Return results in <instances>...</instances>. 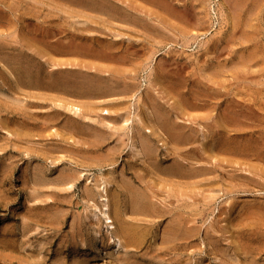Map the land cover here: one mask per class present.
Returning a JSON list of instances; mask_svg holds the SVG:
<instances>
[{
  "label": "bare ground",
  "instance_id": "6f19581e",
  "mask_svg": "<svg viewBox=\"0 0 264 264\" xmlns=\"http://www.w3.org/2000/svg\"><path fill=\"white\" fill-rule=\"evenodd\" d=\"M25 1H27V0H25ZM62 1L63 2L65 1L64 3L68 4L66 6H70L71 10L67 9L66 11H68V13L70 14V15L68 14L67 16L72 17V19L74 18V16H81L80 14L76 15L77 14L76 12H78L81 8L86 14L84 17L82 16V19L83 18L84 19L83 20L81 19L82 20L81 22L83 24L85 23L86 25L77 26L78 23H80L78 19L77 20L73 19L72 22L55 21L52 23L49 21H45L46 18L44 19V22L40 23L39 26L33 25L34 26L33 29L28 24V26L30 27L29 28L30 30H28L27 29L28 27L26 28L25 24H24L25 29L28 30L29 33L31 32L29 34L30 38L28 37L30 39V41L33 39L35 43L37 42L36 45H35V43L33 45H29V48L32 49L31 47H34V49L36 50L34 52L35 53L37 52V54H33V53L30 54V52L28 53V52L20 51L19 53L17 52V54H15V52H13V55H12V54H10L12 51H9L10 55L6 53L3 55V57L0 56L1 59L2 58L4 59V61L2 60L4 67L3 66L2 67H3V70H6L7 74L9 72L11 73L12 82H14L16 84L17 88H20L21 91H22V89L24 90L27 88H33V89L38 90V94H39V92H41V91H39L40 89L49 91V92H47V95L49 93H51L49 95H52L54 93H57L56 95H58L60 93V95H62V97H58V98L55 97L56 99H54V100H56L57 105H60L61 107L65 108L66 110H68V108H70L71 111L72 110L74 111V114H76V116H71V115L65 116L66 113L63 114L59 111V112H57L58 119L61 117L62 124L65 126L64 128H66V129L69 128L73 132H78L80 134H83L85 137H87V140H91L93 145L97 144V146H98L104 142H107L109 140V138H111V136L113 137V135L116 133L118 136L117 140L118 141L120 140L121 143H123L122 144L123 147L127 146L128 142L126 144H124L126 141V138H127V140L131 141L129 147L132 150L134 148L135 149H134V152L132 153L134 155L131 156L132 160H130L128 162V167H129V169L132 170L131 172L134 175L131 174L132 177H128L126 175H123L121 177V182L119 179V182H120L119 189L116 190V192L114 193V197L118 198V201L114 200L115 201L114 202L115 207L113 206L114 203H113V205L111 204L114 207V210H111V211L115 212L114 215H116V218H117L116 221L118 220L117 221L118 227H116L117 225L116 226H110V225H112L113 222L111 221L112 216H110L109 211H110V208L113 209V207L112 206L109 207L110 204H108V203H110V202L108 201L109 198L107 199V197H106V193H104V194H99L98 192L96 193L95 189H97V188H95V189L86 188V194L84 193L85 196L87 195L89 198H91L93 200L95 199V197L98 194H99V197L101 198L102 211L100 212L101 213L100 216L97 217V215L94 213L90 217L92 219L95 217L99 220H100V218H102V220L106 223L105 228L107 229L108 234L106 233L107 235L106 234L100 235L99 237L102 236L101 242L103 243V245H105L106 248H109L110 247L109 244L113 243V248L116 249V251H115L116 252L115 253L116 254L115 263L120 264L122 262L124 264H150L149 263L150 261H155L158 264H160V262H162V260H164V256L169 255V253L166 254L167 249L170 253L173 252L177 255L181 254V253L186 254L187 251L188 250L191 251V249H194V251H195L197 246H199L195 241V239L197 237L198 229H199L197 227V224H196L197 216L199 215L201 217H204L206 220L209 216H211L216 211V209H218L217 210L218 211L217 212L218 213V219L220 218L219 220L227 221V224L228 223L229 224H228L226 229L224 227V228H222L224 230L217 231V229H215V227H217V226H214L215 223L218 224L216 221L217 219L212 218L213 217L212 216L211 219H213L214 221L211 222V220H210L211 223H208L207 226L205 225V228H204L205 230L202 228V230H203L202 233L205 232L204 234L209 239L208 241H210V243H211V244L210 243H207V244L211 245V248L208 249L207 246H205L204 248L199 247L200 252L203 253V255H204L201 257V262H202V259H204L206 257L207 258L210 257V260H211V258L214 257L213 258L215 260L214 264H264V194L256 193V192L260 193L261 191H259V190L251 191L252 187H249L251 189H248V190H250L251 193H253L251 195L252 198L244 200L241 202V208H240L241 210H238V211L235 210L237 214L234 215L233 213L228 211L227 213H229V215L226 218H223L222 215L226 214V212H225L226 209L223 208L222 206H221L222 208L219 206L218 207H216V206L212 207L214 205L213 204L214 192H216L214 189H212L213 184L218 182L217 185L216 184L214 185V187L217 186L216 187L217 189L215 188L217 190V192L222 191L224 195L228 196L229 194H231L235 191L234 186H236L235 185L236 181H235V183H233L234 186H232L234 191H232V187H230L228 189V186H227V189H224L222 187V185L220 186L219 182L223 178L221 176L215 175V172L217 171L218 168L216 165L212 164L214 162L213 158H212L213 162H210V160H209L210 157H214L211 154L214 151H215V153L217 152L216 153L217 155L224 153L225 157L224 156H222V157L226 158L225 160H228L231 165H233L231 162L234 158V157H232V155L233 156H241V157H238V159L241 158V159H244V161H247V163L249 162V164L246 163L248 168L244 167L245 165L244 166L241 165V166L244 168H247V172H249L251 175L250 176L249 175L244 176V175H241L239 172L240 175L235 174V176L236 177L238 176L240 180H242V178L244 179V181H245V179L251 180L252 183H255L254 184L255 187L264 188V0H224L225 6H227L226 7V18H227L226 20H227V24H228V33H227V35H224V34L221 35V37L217 36L219 38L216 37V35H217L216 33H215L216 35L212 34L213 36H215V38H213V39H211V37L210 38L208 37V39H207L206 37L208 36L209 29L213 26V24H212L213 23V17L216 16V12H215L216 8H214L216 0H61V2ZM34 3H36V0L34 1ZM11 4L13 7L17 5L14 3H11ZM29 4H30V1H29ZM51 4L52 3H50L49 6ZM9 5H10V3H9ZM32 5H33V3H32ZM61 5H63V3H61ZM66 6H65V8H66ZM5 7H7V6H5ZM24 7H26V6H24ZM57 7L58 6H56L55 8L56 9L60 8V7H58V8ZM7 8L11 9V7H7ZM18 8H20V7H18ZM27 8H26L27 11H24V12L29 11L28 9L30 7L28 9ZM32 9H34V8H32ZM49 9H50V7H49ZM64 9H63V7L61 8L62 11ZM219 9L221 10V8H219ZM220 10H217V11L220 12ZM2 11H4L6 14L5 10L2 9ZM14 11H16V10L14 9ZM34 11L36 12V9ZM50 11H51V9H50ZM62 11L60 13H62ZM30 12H32V10H30ZM42 12L46 13V11H42ZM80 12H82V11H80ZM38 13H39V11H38ZM53 13H54V11H53ZM21 14L25 15V13H21ZM66 14H67V12H66ZM1 15H0V23L1 22L3 23L4 19H2V18L4 17V15L3 16H1ZM30 15H31V13H30ZM6 16H8L9 18L12 19V17H10L9 15H6ZM42 16L43 15H41V17ZM53 16L54 15L52 14V17ZM63 16H65V13L63 14ZM19 17L21 18V16H19ZM30 17H32V16H30ZM34 17H36V16H34ZM47 18L49 19V16ZM65 18H66V16H65ZM15 19H17V18H15ZM22 19H24V18L22 17ZM6 20H7V18H6ZM9 21L7 23H9ZM52 21H54V19ZM13 22H15V21H13ZM13 22L11 20L12 26L14 24ZM24 22L27 23V21H25V19H24ZM8 25L6 24V26H8ZM11 25H9V26H11ZM36 25H37V23H36ZM112 25H114V26L116 25V28H114V29L117 31L114 30L115 32L112 33V35H110V31L113 30ZM19 26H21V24ZM10 28L8 29L9 32H10ZM13 28H11V30H13ZM25 29L21 28L20 30H24L23 32H26V34H28L27 31H25ZM200 30H203V32L200 33ZM205 30H207V31H205ZM225 31H226V29H225ZM1 32L3 33V31H0V33ZM13 32L14 31L10 32L11 37L9 34H8L7 38L2 39V37L3 36L5 37V35H3L1 37L2 41L0 40V51H2L1 49L11 48L14 46L12 43H13V41H17V39H15V37L13 38V36H14V35H12ZM23 32L21 31L22 35H23ZM219 32H222V31H219ZM223 33H225V32H223ZM119 35H120V39L119 38L116 39V37ZM123 35L126 37H122ZM201 36L206 38V39H204V41L200 40V43L197 44L200 47L199 53L196 54L197 56L195 55L193 57V55L191 54L193 57V58H191V55H189L190 54V52H189V54H188L189 56L184 57L183 56L184 52L182 51L183 49L181 51L179 50V48L176 49L177 47L184 48V49L185 48L193 49L194 45L198 41V38ZM26 37L27 36H25V38ZM108 37H110V40L111 39L112 40L108 41ZM113 38H115V39H113ZM230 38L237 40L238 43H240V49L238 48L239 52H238L237 48H236L237 51L235 53H233L235 51L234 49L232 52L233 55H238L237 56L238 61L235 59V61H231V63L232 62H233V64L236 63L234 66L237 65L239 67V65H238V62H239L240 63L239 68L243 70V71H241V74L243 73L245 75L244 76L245 79H248L249 78L248 75L252 74L254 76V77L253 76L252 77L255 79L250 78L249 80L252 82H256L255 84H256V86H258V93H257L258 94L257 97L259 100L257 103L258 113H256V111H254L257 114V116L255 118L256 120L254 119V121L257 123L256 124L257 131L255 132L256 135H254V136L250 135V134H249L250 136H242V133H244V132L241 131L243 129H242V126H240L242 124V121L240 120L239 117H241V116L239 114V111L235 110L237 108H232V106L231 107H228V106L225 107L223 105V108H222L223 110H221L222 111L221 115L218 119L215 120V123L211 124V125L209 123L210 121L208 122L209 124L207 123V120L213 119L212 113H211L212 111L210 110L212 105L209 106V103H208L209 98L207 100H204V99H202L201 96H203V97L207 96L208 97V95L210 94L208 92L211 89H213V91L216 92V94H218L217 90H220V87H218L219 89L215 88L216 89V91H215L214 88H212V86L214 84L213 85L211 84V80L214 79V77L216 78L217 74L219 76L220 71L222 73V71H225V70L230 71L231 70L230 71L231 74H233V75L235 74V72H233L234 70H232L233 68L230 70H228V69L224 70L223 67L226 68V66H227V68H228V64H226L224 66L225 63L222 64V61L219 60V57L222 54V51H224V49L227 50L226 48L229 47L228 46L229 41L232 42V39H230ZM18 41H17V43H18ZM28 42H29V40H28ZM167 43H169V44H167ZM234 43H236V42H234ZM26 45H27V43H26ZM164 45L165 46L166 45L177 46V47L176 48H174V47L170 48L169 47L168 50L166 49L164 51V52H166V53H164L165 55L159 56L157 61L155 59L156 62L154 64V67L151 68L150 64L152 63L154 56L156 54H158V52L161 48H165ZM232 45H234V44H232ZM234 47H235V45H234ZM14 49H16V48H14ZM6 51H7V49H6ZM6 51H4V52H6ZM182 52H183V54H182ZM53 53H55V54L58 53L61 55L67 54L68 56L73 55V56H75L74 58H76V56L77 57L79 56V57H81V59H83V58L88 59V57H89L88 61L91 58L93 60V62L87 63V60L86 61L84 60L85 62L84 61L82 62L79 60L76 61V60H73L72 58H71L72 60H70V59H68L70 57H68L67 59L64 58L65 60L63 58H62L63 60H61V59L57 60L56 63H55V59H53V58H51L52 60L51 59L46 60L47 59L46 57L50 58L52 55H54ZM227 53H228V51H227ZM230 53H228V54H230ZM79 57L77 59H79ZM94 60L107 62V64L105 65V63H101L102 65H99V63H98L99 61H97V63H98V65H97L96 63H94ZM112 61L113 62L116 61L114 63L118 62L117 65L114 64L115 68L112 67L113 65L111 66V68H109L110 67L109 65L112 63ZM0 62H1V60H0ZM125 62H127L129 64L130 68L127 66V64H125L123 66L118 65V64L122 65ZM81 63H86V64H85V66H83ZM233 64H232V66H233ZM76 65H77V68H74V67H76ZM54 66L56 68H54ZM81 67H83V68L85 67V70ZM149 67H150L151 72H149L148 74H149V76H153V77L150 80H148L149 82L148 81H146V82L150 83L149 85L152 86L153 88L158 86V87H160V89L162 88L161 90L164 89V91L163 92L161 91V93H165L164 96L166 98L167 97L170 98V100L172 98V102H170V100H168V101L163 100V99H165L164 96H163L164 98L161 100L163 102H161L158 99H160L162 97V95H159L160 98H158V96H156V94L153 93L154 91L152 92V90H150V88H148V86H147V88L144 89L145 92L140 90V87L142 84L138 80L139 74H141V72H144V71L148 72L147 69H149ZM231 67H229V68H231ZM102 68H104L103 69L104 71L101 72ZM188 68H190V70ZM238 69H236V70H238ZM0 70H2V69H0ZM103 72L104 73L106 72L108 74L102 75L101 73H103ZM2 73H3L2 75L5 74L4 72H2ZM223 73H225V72H223ZM237 73H239V72H237ZM253 73H256L257 76L255 77V74H253ZM195 76L197 77V80H195V82L200 83L201 85L203 84L202 87L204 86L203 88L201 86H199L198 89L201 88L203 90H201V89L196 90V88L195 89L193 88V86H195V85H193V86L188 85L190 83H187V82L191 81ZM236 76L237 75H235V77ZM238 76L236 78H238ZM0 77H2V76H0ZM4 78H5V76H4ZM149 78L147 76V79H149ZM5 80H7V78ZM214 81H215V79H214ZM2 82H5V81L3 80ZM12 82H10V83H12ZM222 82L224 83L225 80L221 81V83ZM208 83H210L212 86L211 87L208 86ZM212 83H213V81H212ZM144 84H145V82H144ZM246 84H247V81H246ZM0 85H1V83H0ZM220 85L221 84H219V86ZM11 86H12V84L8 87H11ZM0 87H2V86H0ZM13 87H14V85H13ZM158 87H156V88H158ZM5 89L7 90V88H5ZM20 89L17 91L20 92ZM33 89H31V90H33ZM31 90H28V92ZM156 90L160 91L159 88ZM8 91H9V89H8ZM35 91L36 90H34L33 92H35ZM139 91L144 92L143 95L146 94V97L148 98V100L146 99L147 101L146 100L145 101L147 103L144 102L143 99L140 100L141 98L139 96H141V95H138ZM213 91H212V93H213ZM28 92H27V94L29 96H30L29 93H33V92H29V93ZM42 92H44V91H42ZM52 92H54V93H52ZM224 92H226V91H224ZM224 92L222 90V93H224ZM12 94H13V92H12ZM35 94H37V92H35L34 95ZM214 94L215 93H213V96H214ZM43 95L44 94L41 95V97H40L41 99H42ZM45 95L43 96L45 98H43L42 101L44 99H46L47 95L46 96ZM113 95L114 96L116 95L115 97L118 96V98H112L111 96H113ZM219 95H221V94L219 93ZM222 95H224V94H222ZM70 96L74 100L80 101V104L77 103L78 101L75 102L74 100L67 101L68 100L67 98H69ZM109 96L112 99L106 100L107 98H110ZM129 97L131 99L135 98L136 99L135 101H137V103L135 101L132 102L131 100H129L128 99ZM214 97H216V96H214ZM27 98H29V97H27ZM192 98H193V100H192ZM200 98L202 100H199ZM211 98H212V96H211ZM15 99H17V97H15ZM87 99L89 101L84 103V101ZM216 99H218V98H216ZM216 99H215V101H218ZM46 100H48V99H46ZM49 100H53V99H51V97H50ZM57 100H59V101H57ZM82 100H84V101H82ZM92 100H99V101H92ZM126 100H128V101H126ZM4 101H6V100H4ZM30 101H31V99H30ZM109 101H111V102H109ZM210 101H212V99ZM254 101H256V99ZM38 102L39 101L37 100V103ZM52 102L53 101H51V103ZM58 102H59V104H58ZM82 102L84 103V105L81 104ZM253 104H256V103H253ZM4 105H5V103H4ZM4 105H1V106H4ZM55 105H56V103H55ZM95 105H100L101 110L99 108L96 111L95 108H98L99 106L97 107ZM60 106H59V108H60ZM241 106L239 105L240 110H241ZM257 106H256V108H257ZM24 107L25 106L23 104L22 108H24ZM31 107H33L32 109H34V110H35V108H37V107L34 108V106H31ZM46 107H47V104H46ZM236 107H238V105ZM48 108L51 109V107H48ZM57 108H58V106H57ZM206 108L207 109L209 108L208 109L209 112L207 111V113H205L206 111H203V113L201 112V114L196 113V112H198L199 109H206ZM17 109H19V108H17ZM25 109L27 110V107H25L22 111H24ZM65 109H64V112H65ZM192 109H198V110L197 111L195 110L196 112H193V114H192V111H194ZM212 109H214V108H212ZM98 110L101 111V113H102L101 115L97 114ZM136 110H138V111L136 112ZM188 110H192L191 113ZM28 111H30V110H28ZM12 112H13V110H12ZM31 112L32 111H30L29 114H31ZM47 112L48 111H46V113ZM50 112H48V113H50ZM33 113L35 114V112H33ZM46 113L42 116L44 117L46 115ZM51 113H53V111ZM194 113H196V114H194ZM198 113H200V112H198ZM23 115H25V114H23ZM35 115H37V113ZM35 115L33 117H36ZM243 115H245V114H243ZM30 116H29V118H32V116L31 117ZM26 117H27V115H26ZM39 117H41V116H39ZM245 117H246V119L249 118V117H247V114ZM29 118H26V120L28 119L31 123L32 121ZM42 118L40 121H42ZM45 118H46V116L44 117L43 121H45ZM52 118H53V116H52ZM8 119H10V118H8ZM32 119H34V118H32ZM47 119H49L48 116H47ZM47 119H46V121H48ZM11 120L12 119H10V121ZM23 120H25V119H23ZM35 120H36V118H35ZM50 120H52V119H50ZM247 120H249V119H247ZM3 121L7 122V120L5 121V119ZM3 121H1V122L3 123ZM19 121H21V119H19ZM19 121H18V123H20ZM22 121H21V123H22ZM198 121H199V123H201V121H202V123L204 125L203 129L206 130V132L204 131L205 132L204 135H202V136H205V137H203V139L204 138L208 139L207 141H204L201 138V140H203V142H200V143H202V146H203V147L201 146V148L197 147V145H196L198 142L197 141V138H198L197 135L200 136V134L202 133L201 132L200 134H198V131H199L198 126H201V125L197 126ZM244 121H243V123H244ZM1 122H0V124H1V127H3V130H4V128L7 129V128L11 127V125H9V127H7V125H4V123H3V125L7 127L6 128V127L2 126ZM33 122H34V120H33ZM33 122H32V125H33ZM36 122H37V120H36ZM38 122H37V124L39 125L40 123H38ZM52 122H54V121H52ZM55 122H56V118H55ZM255 122H254V124H255ZM16 123H17V121H16ZM30 123L28 126H30ZM42 123L46 124L47 122H41V124ZM13 124H14V122H13ZM27 124H25V129H26ZM20 126H21V124H20ZM22 126L24 127V125H22ZM246 126H248V125H246ZM14 127L16 129H17V127L19 128V126H13V128ZM41 127H42V130L44 128H46V127L43 128V126H41ZM35 128H37V126L34 127V129ZM38 128H40V127H38ZM0 129H2V128H0ZM30 129L32 132V127ZM34 129L32 132L33 136H34V133L36 130V129L35 130ZM21 130H23V131H21V133L23 132L24 134L23 133L21 134V133H19L20 131L15 130L17 133H19L20 138H21V135L22 136L26 135L30 131V130L27 131V129L24 130V129H22V127H21ZM42 130H40V132ZM70 130L68 132L66 130V132L69 133ZM12 131H10V133H12ZM24 131H26V132H24ZM229 131L232 133H230ZM16 132H15V134H16ZM40 132H38V133L44 135V133H43L44 130L42 131V133H40ZM55 132H57V131H55ZM38 133H37V136H39ZM251 134H253V133H251ZM6 135H8V134H6ZM28 135L30 136L29 133H28ZM62 135H60V136H62ZM70 135L72 136V134H70ZM73 135L75 136L76 133ZM13 136L16 137L14 134H13ZM56 136H57V134H56ZM56 136L53 135L52 137H56ZM60 136H59V138H61ZM17 137H18V135H17ZM64 137H65V134L63 135V137L60 140L61 141L60 143H63V144H62V146H59L60 147L59 149H61V151L63 149V152L67 151V154H68L69 146L67 145L68 142L66 144V141L69 139V136H68L67 140H66L67 137L65 138V141L63 139ZM72 137H71V140H72ZM76 137H73V138L77 139ZM123 137H125V139ZM26 138H27V135L23 136V139H26ZM30 139H32V138L30 137ZM38 139H43V136H42V138L38 137ZM74 139H73V142L76 141V140L74 141ZM16 140H18V139H16ZM198 140H199V138H198ZM29 141H28V143H29ZM47 141H49V140H47ZM82 141H83L82 142V144H83L85 141L84 140H82ZM120 141L118 142L119 145H120ZM209 141H210L212 146L210 145ZM50 142L51 141H49V143ZM56 142H59V141H56ZM73 142L71 141V144ZM25 143H26V141H25ZM37 143H40V142H37ZM112 143H114V142H112ZM52 144L53 143H51L50 145H52ZM74 145L76 146V144H74ZM86 145H88V143ZM89 145H90V143H89ZM89 145L86 148L92 147ZM115 145H116V143H115ZM75 146H73V147H75ZM120 146L118 147L119 149H117V147H116L117 151L122 149ZM19 147H20V145H19ZM110 147H112V145ZM22 148H23V146L20 149H22ZM26 148L24 147L25 150H27L29 147L27 149ZM112 148H114V150H115L114 145ZM112 148H110L109 150H111ZM24 149H22V150H24ZM30 149H31V147H30ZM30 149H28V150H30ZM73 149L74 148H72L71 150H73ZM107 149H105V150L108 152ZM32 150H33V148L31 149V151ZM45 150H43V151H45ZM111 151H113V150H111ZM162 151H163V153H162ZM34 152H36V150ZM70 152H73V151H70ZM218 152H220V153H218ZM39 153H40V151H39ZM50 153H51V151L48 152L47 154H50ZM76 153H78V151L75 152V155H77ZM42 154H41V156H42ZM57 154H59V153H57ZM70 154H72V153H70ZM87 154L89 155V153H87ZM90 154H91V152H90ZM98 154H99L98 157H100V152H98L97 155ZM112 154L108 155V153H107V155L106 154H104V155H106V157L108 159H112V157L115 158V156H114L115 154L114 155H112ZM132 154H130V155H132ZM226 154L230 155V157L232 159L227 158L229 156L226 157ZM85 155H86V153H85ZM85 155H83V156L85 157ZM88 155H86V156H88ZM94 155L97 157V155L95 153H94ZM104 155H103V157H104ZM46 156L47 155H45V157ZM55 156L57 157V155H55ZM73 156L74 155H72V157ZM95 156L93 157V155H92L91 157H93V159H94V158H96ZM51 157H52V155H51ZM63 157L61 154V158H63ZM65 157L67 158V155ZM84 157H78V155L76 156V158H79V159L80 158L83 159ZM89 157L90 156H88V159H90ZM133 157H135L136 159L134 160ZM70 158L71 157H69V159ZM216 158H215V160L218 161V158H219L220 159L219 162H221V163L223 162V160L220 157H216ZM48 159H50V158H48ZM56 159H58V158H56ZM59 159H60V157H59ZM72 159H70V160H72ZM79 159H77V163H78ZM81 159L79 161H81ZM236 159H237V157H236ZM245 159H247V160H245ZM253 159L256 161L251 162V160H253ZM51 160H53V158ZM75 160L76 159H74V161ZM208 160H209V165H208ZM217 161H215L214 164H217L216 163ZM228 161H227V164L229 163ZM238 161L241 162L242 160L239 159ZM238 161H236V162L238 163ZM86 162H88L91 166L90 160L86 161ZM233 163H235V159H234ZM94 164L96 165L97 162ZM94 164H93V166H94ZM239 164H236V165H239ZM241 164H244V162H242ZM57 165H59V164H57ZM218 166H220V165H218ZM229 166L230 165H228V166L226 165L225 167L229 168ZM225 167L223 166V167H219V168H221V170H222ZM44 168L43 167L41 168V172H38V169H37L36 175L34 174L35 176H37V178H35L36 179L35 181L40 180L39 183H38V181L36 182V184H38L37 186L43 187V189H44V187L45 188L46 187H57V188L59 187V189H56L59 191L58 193L57 192H48L49 194H47L44 198H49V196H51V195H52V198H54L57 195L59 198L56 196V199L60 200L62 198L63 201L65 202L67 198L64 195V197L66 198L64 200L63 194L60 192V187L61 186L65 187V185H69L70 183L75 182L77 180V174L69 172L71 170H69V171L64 170L63 172H61V171H60V173L58 172L59 175L54 180H52V179L46 178L47 174H46L45 170H47V168L46 167H44ZM230 168H232V167H230ZM233 168H235V167H233ZM214 170H216V171H214ZM224 170H226V169H224ZM224 170H222V171H224ZM241 170H244V169H241ZM234 171L236 173L237 170L234 169L233 173H234ZM106 172H107V170H106ZM230 172L232 174V171H230ZM244 172H246V171H244ZM244 172H243V174H244ZM81 173L82 172H80L79 174H81ZM224 173H226V172L224 171ZM241 173H242V171H241ZM37 174H39V175H37ZM109 174L111 175L110 172L108 173V175ZM148 175H149V177L151 175H153L154 178L157 177V180L154 181L155 179L154 180L150 179L148 177ZM212 175H214V177ZM112 176H113V174L111 175V179L113 178ZM120 176H121V174H120ZM226 176H227V173H226ZM211 177H213V178H211ZM230 177H231V179L234 178V176H231L229 174L228 178H227L228 183L227 184L225 183L226 185L229 184ZM108 178H110V176H108ZM108 178H106V180ZM216 178H217V180H216ZM111 179H109V181ZM231 179H230V181H231ZM104 180L105 179L103 178V182H104ZM227 180L223 179L224 182ZM240 180H238V181H240ZM238 181H237V184L239 183ZM52 182L53 183L56 182L57 185L53 186ZM95 182H97V181H95ZM107 182H108V180H107ZM111 182L112 181L108 182V184ZM104 183H103V185H104ZM106 183H105V186H106ZM58 185H61V186H58ZM198 185H201V189H199V190L203 191L202 197H201V199H199L200 203L197 202L198 201L197 197L199 195L197 196L196 187L198 188ZM239 185H241V184H239ZM250 185H251V183H250ZM243 186H245V185H243ZM251 186H253V184ZM99 187L101 188V186H99ZM167 187H169V188L167 189ZM28 188H29V186H28ZM31 188H29V189H31ZM67 188H69V186ZM165 188H166L165 191L168 193L167 199H169V201H166L168 203L167 204L165 202L166 199L164 198L165 199L163 201L164 203L162 202L163 205L161 206L160 202L158 200V196H160L159 195L160 191H163ZM239 188H240V186H239ZM239 188L238 189L236 188V189L240 190ZM243 188L245 190V187H243ZM71 189H72V187H71ZM253 189H254V187H253ZM61 190L63 191V189H61ZM102 190H104V187L102 188ZM199 190H198V194H200ZM211 190H214V191H211ZM31 191H32L31 196H30L31 199L33 201H36V200L38 201V199L40 198V195H38L36 188H33V190L31 189ZM206 191H208V192L205 194L204 192H206ZM84 192H85V190H84ZM28 195H29V193H28ZM220 195H222V194H220ZM258 197H261V199H258ZM226 199H227V197H226ZM119 200H121L122 202H120ZM27 201L29 202V200H27ZM43 201L44 200L42 199L41 202H43ZM54 201H56L55 198H54ZM229 202H234V201L228 200V203ZM235 202H237V201H235ZM54 203H52V204H54ZM234 204L237 205L236 203H231L232 206H235ZM231 205H230V207H231ZM36 206H38V205H32L31 209H35ZM43 207H47V206H43ZM57 208H59V207L57 206ZM57 208H55V209H57ZM127 208H128V212L127 211L124 212V209H127ZM219 208H221V209H219ZM226 208H228V207H226ZM27 211H29V210H27ZM48 211H50V210H48ZM56 212L58 213V210H56ZM31 213H32V210H31ZM41 213L44 214L43 210ZM46 213H47V211L45 212V216H47V214H48V213L47 214ZM59 213H60V211H59ZM128 213H129V216L126 215ZM214 215H216V214L214 213ZM165 216H167V220L165 219L167 222L165 221L166 224H164V226H163V224H161L163 226V228L161 227L163 232L160 233L161 235H159L161 238V240H160L161 243L158 245L157 242L154 241L152 245L150 243L148 244L147 243V236H148V238H149V235H151L150 237H152V235L154 234L153 230H155L157 228L155 226V224L157 223L156 225L159 226L160 223L162 222V221L157 222V220H155V218L159 217L161 219H164ZM35 217L36 216L32 215L30 217V219H32V221H34ZM59 218H60V216H59ZM114 218H115V216H114ZM38 219H39V216H38ZM52 219L54 220L55 218L53 217ZM98 222H100V221H98ZM22 223H23L22 226L26 230V232H27V230L30 231L31 227H29V225L27 224L28 222L26 223V221H25ZM94 223L96 224V222H94ZM46 224H47V222H46ZM55 224L56 223H54V225ZM227 224H225L224 226H226ZM79 225L82 226L80 222H79ZM55 226L58 227L60 225L56 224ZM201 226H202V224H201ZM220 226H221V224H220ZM203 227H204V225H203ZM218 227H219V224H218ZM222 227H223V225H222ZM231 227L236 229V230L231 231L232 230ZM76 229H77V227H76ZM85 230H86V228H85ZM10 231H11V229H10ZM77 231H79L78 233L80 235L78 236L76 234V236L81 237V240L78 239L79 241H81L80 246H84V241H83L84 240L83 239L84 234L82 233V231H80V229ZM156 231H158V230H155V232ZM156 233H155V235H156ZM204 234H202V235H204ZM225 234H229V238H226L227 240L230 239V237H233V239H231L227 243H225V242L222 243V241H224V238L227 237V235L225 236ZM25 235H26V233H25ZM96 235H97V233H96ZM76 236H73V238H76ZM222 237H224V238H222ZM158 243H159V241H158ZM74 244H75L74 245L75 249L78 248V245H76V243H74ZM79 244H80V242H79ZM94 245H95V241H93V240L89 241V246L93 247ZM165 247H166V250H165ZM170 256H171L170 259H174V261L171 260V261H173L172 263L169 262L170 264H183L184 263L185 259H183L182 256H173L172 253ZM200 256H201V254H200ZM165 257H167V256H165ZM197 259H198V257H197ZM75 262L77 263V260ZM167 262H168V260H167ZM196 262H197V260H196ZM204 262H205V260H204ZM198 263H199V261H198ZM78 264H84V263L80 262Z\"/></svg>",
  "mask_w": 264,
  "mask_h": 264
},
{
  "label": "rangeland",
  "instance_id": "374dc122",
  "mask_svg": "<svg viewBox=\"0 0 264 264\" xmlns=\"http://www.w3.org/2000/svg\"><path fill=\"white\" fill-rule=\"evenodd\" d=\"M24 1V2H23ZM29 1H30V4H29ZM32 1V2H31ZM35 1V0H34ZM34 1L33 0H27V1H25V0H0V15L1 16H3L4 15V17L2 18V19H4L3 20V23L1 22L0 23V31H3V33L1 32L0 33V40L2 41V39L3 38H7L8 37V34L10 35V32L11 31H14L13 33H12V35H14L13 36V38L15 37V39H17V41H18V43H17V41H13V45L15 46H13V47H11V48H4V49H1L2 51H0V56L1 57H3V55L4 54H9L10 52L9 51H12L10 54H12L13 55V52H15V54H17V52L19 53L20 51H22V52H30V54L31 53H33V54H37V52L35 53L34 51H36L35 49H34V47H31L32 49H30L29 48V45H33L35 42H34V40L32 39L31 41H30V33H29V31L28 30H30L29 28V26H31V28L33 29L34 28V26H39L40 25V23H42V22H44V19H45V21H49V22H55V21H58V22H62V21H66V22H72V20L74 19H78L79 20V22L80 23H78V25L77 26H83V25H86L85 23L83 24L81 21L84 19H82V16L84 17L86 14H85V12L80 8V10L78 11V12H76L75 14L76 15H81V16H74V18L72 19V17H69V16H67L69 13H68V11H66L67 9L69 10L70 9V6H66V5H68V4H66V3H64L63 1L61 2V0H36V3H34ZM218 0H216V2H215V5H214V8H216L215 9V12H216V16L215 17H213V26L209 29V32H208V36L206 37L207 39H208V37L210 38L211 37V39H213V38H215V36H213L212 34H215L216 35V37L217 36H219V37H221V35H227V33H228V24H227V18H226V7L227 6H225V3H224V0H219L218 2H217ZM18 2V3H17ZM63 3V5H61V3ZM9 3H10V5H9ZM11 3H14V4H19L18 6L16 5V6H12V4ZM32 3H33V5H32ZM50 3H52L50 6H49V4ZM59 3V4H58ZM208 3V2H207ZM9 6H8V5ZM217 4V5H216ZM220 4V5H219ZM208 5V4H207ZM213 5V4H212ZM5 6H7V7H11V9L10 8H7V7H5ZM24 6H26V7H24ZM56 6H58V7H60L59 9H56L55 7ZM65 6H66V8H65ZM218 6V7H217ZM220 6V7H219ZM18 7H20V8H18ZM29 9H28V8ZM49 7H50V9H51V11H50V9H49ZM57 7V8H58ZM63 7V11L61 10V8ZM6 8V9H5ZM13 8V9H12ZM22 8V9H21ZM25 8V9H24ZM26 8L29 10L28 12H24V11H27L26 10ZM32 8H34V9H32ZM40 8V9H39ZM56 10H55V9ZM219 8H221V10L219 9ZM2 9L3 10H5L6 11V14H5V12L4 11H2ZM14 9L16 10V11H14ZM19 9V10H18ZM24 9V10H23ZM36 9V12L34 11ZM18 10V11H17ZM30 10H32V12H30ZM71 10V9H70ZM217 10H220V12H218ZM2 11V12H1ZM12 11V12H11ZM38 11H39V13H38ZM42 11H46V13H43ZM53 11H54V13H53ZM62 11V13H60ZM65 11V12H64ZM80 11H82V12H80ZM9 12V13H8ZM41 12V13H40ZM66 12H67V14H66ZM21 13H25V15L24 14H21ZM30 13H31V15H30ZM65 13V16H66V18H65V16H63V14ZM73 13V12H72ZM219 13V14H218ZM18 16H17V15ZM20 14V15H19ZM33 14V15H32ZM48 14V15H47ZM52 14L54 15L53 17H52ZM62 14V15H61ZM74 14V13H73ZM6 15H9L10 17H12V19L11 18H9L8 16H6ZM39 15V16H38ZM41 15H43L42 17H41ZM47 15V16H46ZM70 15V14H69ZM19 16H21V18L19 17ZM29 16V17H28ZM30 16H32V17H30ZM34 16H36V17H34ZM49 16V19L47 18ZM7 18V20H6V18ZM22 17L25 19V21H27V23L26 22H24V19H22ZM40 17V18H39ZM51 17V18H50ZM61 17V18H60ZM76 17V18H75ZM217 17V18H216ZM9 18V19H8ZM15 18H17V19H15ZM54 19V21H52L53 19ZM63 18V19H62ZM12 20V22L13 21H15V22H13L14 24H13V26L11 25V20ZM42 19V20H41ZM59 19V20H58ZM82 19V20H81ZM10 20V21H9ZM5 21V22H4ZM9 21V23H7ZM41 21V22H40ZM17 22V23H16ZM24 22V23H23ZM29 22V23H28ZM35 23V24H34ZM36 23H37V25H36ZM57 23V22H56ZM6 24L8 25H11V26H6ZM21 24V26H19ZM24 24H25V27L28 29V30H26L25 29V27H24ZM28 24H29V26H28ZM55 24V23H54ZM80 24V25H79ZM5 25V26H4ZM27 25V26H26ZM34 25V26H33ZM113 27H112V29L113 30H111L110 31V35H112V33H114L115 31H117V30H115L114 28H116V25L114 26V25H112ZM210 26V25H209ZM11 27V28H13V30H11V28H10V32L8 31V29ZM22 29H25V31H27V33L28 34H26V32H23L24 30H20L21 28ZM227 27V28H226ZM20 28V29H19ZM209 28V27H208ZM225 29H226V31H225ZM115 30V31H114ZM208 30V29H207ZM207 30H205V31H207ZM21 31L23 32V35H22V33H21ZM219 31H222V32H219ZM9 32V33H8ZM34 32V31H33ZM201 32H203V30H200V33ZM223 32H225V33H223ZM25 34V35H24ZM211 34V35H210ZM3 35H5V37L3 36ZM3 36V37H2ZM22 36V37H21ZM25 36H27L26 38H25ZM114 36V35H113ZM213 36V37H212ZM1 37H2V39H1ZM10 37H11V35H10ZM24 37V38H23ZM29 37V38H28ZM115 37V36H114ZM122 37H126V36H122ZM219 37H217V38H219ZM22 38V39H21ZM120 39V35L119 36H117L116 37V39ZM206 38H204V37H199L198 38V41H197V43L194 45V47H193V49H188V48H180V47H177V46H168V45H164V47L165 48H161L160 50H159V52H158V54H156L155 56H154V58H153V60H152V63L150 64V66H151V68L152 67H154V64H155V62L158 60V58H159V56H163V55H165L164 53H166V52H164L166 49L168 50V48L170 47V48H176V49H178L179 48V50L181 51L182 49V51L184 52V57H187V56H189V55H193V57L196 55V54H198L199 53V50H200V47L197 45L198 43H200V40L201 41H204V39H206ZM25 39V40H24ZM113 39H115V38H113ZM134 39V38H133ZM203 39V40H202ZM230 39H232V38H230ZM28 40H29V42H28ZM54 40V39H53ZM112 40V39H111ZM110 40V37H108V41H111ZM27 41V42H26ZM236 42V43H234V42ZM39 42V41H38ZM233 42V43H232ZM232 42H230L229 41V47L228 48H226L227 50H225L224 49V51H222V54L220 55V57H219V60L220 61H222V64L223 63H225L224 64V66L226 65V64H228V68H227V66H226V68L225 67H223V69L225 70V69H228V70H230V69H232V70H234L233 72H235V74L233 75V74H231V70L230 71H227V70H225V71H222V73H221V71H220V75L218 76V74H217V79L214 77V79H215V81H214V79H212L211 80V84L213 85H211L210 83H208V86H212V88H214V90L216 91V89H219L218 87H220V90H217L218 92V94H216V92H214L213 91V89H211L212 91H213V93H215L214 94V96H216V97H214L213 96V93H212V91L211 90H209V92L208 93H210L209 95H208V97L206 96V97H203V96H201L202 97V99H204V100H207L208 98H209V106H211V108H210V110L212 111L211 113H212V118L213 119H210V120H207V123L209 122L210 123V125L211 124H214L215 123V120L216 119H218L219 117H220V115H221V110H223L222 108H223V105L225 106V107H231L232 106V108H237V109H235L236 111H239V114H240V116L241 117H239L240 118V120L242 121V124L240 125V126H242V129L243 130H241L242 132H244V133H242V136H250V135H256V131H257V127H256V122L254 121V119L256 118V116H257V114L256 113H258V106H257V103H258V86H256V82H252V81H250L249 79L251 78V79H255V78H253L254 76L252 75V74H250V75H248V79H245V75L242 73L241 74V71H243L242 69H240L239 67H240V63L238 62V65H239V69L236 67V66H234L236 63H234L233 64V62L231 63V61H235V59L237 60L238 59V55H233V53H235L237 50H236V48L238 49H240V43H238V41L237 40H234V39H232ZM20 43V44H19ZM26 43H27V45H26ZM37 43V42H36ZM36 43H35V45H36ZM238 43V44H237ZM18 44V45H17ZM167 44H169V43H167ZM232 44H234L235 45V47H234V45H232ZM17 45V46H16ZM21 47H20V46ZM34 45V46H35ZM38 45V44H37ZM197 45V46H196ZM237 45V46H236ZM239 45V46H238ZM232 46V47H231ZM19 47V48H18ZM231 47V48H230ZM14 48H16V49H14ZM29 48V49H28ZM197 48V49H196ZM6 49H7V51H6ZM34 49V50H33ZM229 49V50H228ZM233 49L235 50L234 52H233ZM239 49H238V52H239ZM29 50V51H28ZM231 50V51H230ZM4 51H6V52H4ZM198 51V52H197ZM227 51H228V53H230V54H228L227 53ZM183 52H182V54H183ZM187 52V53H186ZM189 52H190V54H189ZM197 52V53H196ZM224 52V53H223ZM233 52V53H232ZM162 53V54H161ZM9 54V55H10ZM54 55H52L50 58H48V57H46L47 59L46 60H49V59H51V58H53V59H55V63H56V61L57 60H63L64 58H68V57H70V58H68V59H70V60H76V61H86L87 60V63H90V62H93V60L90 58V60L88 61V59H89V57H88V59H85V58H83V59H81V57H79V59H77L78 57L76 56V58H74L75 56H73V55H71V56H68L67 54H65V55H61V54H58V53H53ZM187 54V55H186ZM189 54V55H188ZM58 55V56H57ZM192 55H191V58H193L192 57ZM54 56V57H53ZM157 56V57H156ZM197 56V55H196ZM1 57H0V60H1V64H0V69H2V70H0V76H2V77H0V83H1V85L0 86H2V87H0V122L1 121H3L4 119H5V121L7 120V122H4L3 121V123H4V125H7V127H9V125H11V127H9V128H7L6 126H4L3 125V123H2V126H4V127H6L7 129H5L4 128V130H3V127H1V124H0V128H2V129H0V264H78V263H80V262H83L84 264H116L115 263V261H116V249H114L113 248V243H110L109 245H110V247L109 248H106L105 247V245H103V243L101 242V238H102V236L101 237H99L100 235H105L106 233H107V229L105 228V226H106V223L102 220V218H100V220L99 219H97V218H91L90 216H92L94 213L97 215V217L98 216H100V212L102 211V201H101V198L99 197V194H104V193H106V197H107V199H108V201L110 202V203H108V204H110L109 205V207H111L112 205H113V203L115 202V201H118V198H116V197H114V193L116 192V190H118L119 189V184H120V182H121V177L123 176V175H126V176H128V177H132V175H134L131 171V169H129V167H128V162L130 161V160H132V157L131 156H133L134 154H132L133 152H134V149L132 150L129 146H130V143H131V141H129V140H127V138H126V141H125V143L124 144H126L127 142V146L126 147H123V143H121V141H120V145L118 144V136H117V133L116 134H114L113 135V137L111 136V138H109V140L107 141V142H104V143H102V144H100V145H98L97 146V144L96 145H93V143L91 142V140H87V137H85L83 134H80V133H78V132H73V131H71L69 128H64L65 126L62 124V120H61V117L58 119V114H57V112H61V113H63V114H65V116L67 115V116H76V114H74V111L72 110L71 111V109L70 108H68V110H66L65 108H63V107H61L60 105H57V102H56V100H54V99H56L55 97H62V95H60V93L58 94V95H56L57 93H54V92H52V93H54V94H52V95H49V94H51V93H49L48 95H47V92H49V91H47V90H39V91H41V92H39V94H38V90L37 89H33V88H27L28 90H31V89H33V90H31V91H29V92H33L34 90H36L35 92H37V94H35L34 95V93L35 92H33V93H29L28 92V90L27 89H22V91H21V89L20 88H17V86H16V84L14 83V82H12V76H11V73L9 72L8 74L6 73V70H3V67H4V65H3V61H4V59L2 58L1 59ZM59 57V58H58ZM61 57V58H60ZM63 58V59H62ZM72 58V59H71ZM87 58V57H86ZM45 59V58H44ZM155 59H156V61H155ZM3 60V61H2ZM43 60V59H42ZM52 60V59H51ZM65 60V59H64ZM92 60V61H91ZM84 61V62H85ZM97 61H99V60H94V63H96L97 65H98V63H99V65H102L101 63H105V65L107 64V62H103V61H99L98 63H97ZM238 61V60H237ZM236 61V62H237ZM51 62V61H50ZM114 62H116V61H114ZM113 61H112V63L108 66L109 68H111V66L112 67H114L115 68V65L114 64H116L117 65V63H114ZM154 62V63H153ZM109 63V62H108ZM83 66H85V64L86 63H81ZM125 64H127V66L130 68V66H129V64L127 63V62H125L124 64H118V65H120V66H123V65H125ZM153 64V65H152ZM232 64H233V66L236 68V69H238V70H236L233 66H232ZM3 66V67H2ZM232 66V67H231ZM119 67V66H118ZM229 67H231V68H229ZM53 68V67H52ZM54 68H56L55 66H54ZM74 68H77V65H76V67H74ZM81 68H83V67H81ZM195 68V67H194ZM242 68V67H241ZM84 70H85V67L83 68ZM104 68H102L101 69V72L102 71H104L103 70ZM128 69V68H127ZM189 70H190V68H188ZM222 69V70H223ZM112 70V69H111ZM148 70V72L147 71H144V72H141V74H139V82L143 85H141V87L143 88H141L140 87V90L141 91H144L145 92V88H147V86H148V88H150V90H152V92L154 93V94H156V96H158V98H160V96L159 95H162V97L160 98V99H158V100H162L165 96V93H161V91L163 92L164 91V89L163 90H161L160 89V87H158V86H156V87H158L159 88V90L160 91H158V90H156V89H158V88H156V87H152V86H150L149 84L150 83H148L149 81L148 80H150L153 76H149V72H151L150 71V67H149V69H147ZM188 70V71H189ZM2 72H4L5 74L4 75H2L3 73ZM147 72V73H146ZM223 72H225V73H223ZM232 72V73H233ZM237 72H239V73H237ZM7 74V75H6ZM102 75L103 74H108V73H101ZM148 74V75H147ZM253 74H255V77L257 76V74L256 73H253ZM225 75V76H224ZM235 75H239L238 76V78H236L235 77ZM4 76H5V78H4ZM9 76V77H8ZM146 76V77H145ZM147 76H148V78L149 79H147ZM253 76V77H252ZM2 78V79H1ZM7 78V80H5ZM11 78V79H10ZM146 78V79H145ZM196 78V79H195ZM243 78V79H242ZM222 79V80H221ZM4 80L5 82H2V81ZM191 80V79H190ZM195 80H197V77L195 76L191 81H189V82H187V83H190V84H188V85H190V86H193V85H195V86H193V88L195 89L196 88V90L198 89V87L199 86H201L202 87V85L200 84V83H197V82H195ZM223 80H225V82L223 83H221V81H223ZM146 81H148V82H146ZM212 81H213V83H212ZM217 81V82H216ZM246 81H247V84H246ZM10 82H12V83H10ZM144 82H145V84H144ZM215 82V83H214ZM249 82V83H248ZM7 84V85H6ZM12 84V86L11 87H8V86H10ZM148 84V85H147ZM210 84V85H209ZM219 84H221L220 86H219ZM255 84V85H254ZM13 85H14V87H13ZM7 86V87H6ZM145 86V87H144ZM222 86V87H221ZM204 87V86H203ZM202 87V88H203ZM5 88H7V90L5 89ZM154 90H153V89ZM216 88V89H215ZM8 89H9V91H8ZM15 89V90H14ZM20 89V92L19 91H17V90H19ZM201 89V88H200ZM200 89H198V90H200ZM13 90V91H12ZM201 90H203V89H201ZM222 90H223V92L224 91H226V92H224V93H222ZM256 90V91H255ZM30 94V96L27 94V92ZM42 91H44V92H42ZM141 91H139V93H138V95H141V96H139L141 99L140 100H142L143 99V101L144 102H146L147 100H148V98L146 97V94L145 95H143L144 94V92H141ZM185 91V90H184ZM5 92V93H4ZM12 92H13V94H12ZM25 92V93H24ZM141 92V93H140ZM158 92V93H157ZM161 94H160V93ZM235 92V93H234ZM11 93V94H10ZM219 93L221 94V95H219ZM227 95H226V94ZM42 94H46L45 96H46V99H48V100H46V99H44L43 101H42V99L43 98H45V97H43L42 96V99L40 98L41 97V95ZM222 94H224V95H222ZM2 95V96H1ZM60 95V96H59ZM219 95V96H218ZM13 96V97H12ZM35 96V97H34ZM37 96V97H36ZM116 96V95H115ZM114 95L113 96H111L112 98H118V96L117 97H115ZM145 96V97H144ZM164 96V97H163ZM210 96V97H209ZM211 96H212V98H211ZM10 97V98H9ZM15 97H17V99H15ZM27 97H29V98H27ZM50 97H51V99H53V100H49L50 99ZM110 97V96H109ZM107 98L106 100H111L112 98ZM131 97V96H130ZM128 98L129 100H131L132 102H134L136 99L135 98H133V99H131V98ZM70 98V99H69ZM69 98H67L68 100L67 101H69V100H74L73 98H71V96L69 97ZM216 98H218V99H216V100H218V101H215V99ZM10 101H9V100ZM27 99V100H26ZM30 99H31V101H30ZM41 99V100H40ZM100 99V98H99ZM102 99V98H101ZM147 99V100H146ZM201 98L199 99V100H202ZM212 99V101H210ZM256 99V101H254ZM4 100H6V101H4ZM12 100V101H11ZM37 100L39 101L38 103H37ZM146 100V101H145ZM163 100H165V101H168V100H170V98H166L165 97V99H163ZM174 100V99H173ZM192 100H193V98H192ZM214 100V101H213ZM41 101V102H40ZM50 101V102H49ZM51 101H53L52 103H51ZM57 101H59V100H57ZM75 102L76 101H78V100H74ZM82 101H84V100H82ZM87 101H89L88 99L87 100H85L84 101V103L85 102H87ZM92 101H99V100H92ZM126 101H128V100H126ZM3 102V103H2ZM7 102V103H6ZM33 102V103H32ZM35 102V103H34ZM109 102H111V101H109ZM136 103H137V101H135ZM161 102H163V101H161ZM170 102H172V98H171V100H170ZM213 102V103H212ZM4 103H5V105H4ZM10 103V104H9ZM55 103H56V105H55ZM77 103H79L80 104V101H78ZM84 103L82 102L81 104L82 105H84ZM147 103V102H146ZM253 103H256V104H253ZM13 104V105H12ZM24 104V106L25 107H27V110L25 109L24 111H22L24 108H22V105ZM29 104V105H28ZM35 104V105H34ZM46 104H47V107H46ZM53 104V105H52ZM58 104H59V102H58ZM87 104V103H86ZM107 104V103H106ZM236 104V105H235ZM1 105H4V106H1ZM214 105V106H213ZM238 105V107H236ZM239 105L241 106V110H240V107H239ZM244 105V106H243ZM13 106V107H12ZM29 106V107H28ZM31 106H34V108L35 107H37V108H35V110L34 109H32L33 107H31ZM42 108H41V107ZM57 106H58V108H57ZM59 106H60V108H59ZM95 106H99L98 108H95L96 109V111H97V109H99L100 108V105H95ZM256 106H257V108H256ZM44 107V108H43ZM48 107H51V109L50 108H48ZM53 107V108H52ZM56 107V108H55ZM224 107V108H225ZM243 107V108H242ZM249 107V108H248ZM251 107V108H250ZM256 109H255V108ZM9 108V109H8ZM17 108H19V109H17ZM22 108V109H21ZM32 110H31V109ZM49 110H48V109ZM62 108V109H61ZM212 108H214V109H212ZM254 108V109H253ZM17 109V110H16ZM47 109V110H46ZM57 109V110H56ZM64 109H65V112H64ZM70 109V110H69ZM209 109V108H208ZM207 108L206 109H192V110H194V111H192V110H188L190 113H191V111H192V114H193V112H196L197 110H198V112H200V113H198V112H196L197 114H201V112L203 113V111H206L205 113H207V111L209 112V110H208ZM245 109V110H244ZM12 110H13V112H12ZM28 110H30V111H32L31 112V114H29L30 113V111H28ZM100 110H101V108H100ZM139 110V109H138ZM138 110H136V112L138 111ZM196 110V111H195ZM201 110V111H200ZM234 110V109H233ZM251 110V111H250ZM9 111V112H8ZM26 111V112H25ZM46 111H48V112H52L53 111V113H46ZM250 111V112H249ZM254 111H256V113L254 112ZM24 112V113H23ZM33 112H35V114L37 113V115H35ZM68 112V113H67ZM73 112V113H72ZM135 112V113H136ZM233 112V111H232ZM46 113V118H45V121H43L44 120V117L42 116V115H44ZM196 113H194V114H196ZM23 114H25V115H23ZM48 114V115H47ZM53 114V115H52ZM74 114V115H73ZM97 114H102L101 113V111H99L98 110V113ZM243 114H245V115H243ZM246 114H247V117H249V118H247V119H249V120H247L246 119ZM17 115V116H16ZM26 115H27V117H26ZM32 116V118H34V119H32V118H29V116ZM36 116V117H33V116ZM41 116V117H39V116ZM5 116V117H4ZM19 116V117H18ZM30 116V117H31ZM47 116L49 117V119H47ZM52 116H53V118H52ZM55 116V117H54ZM16 117V118H15ZM43 117V118H42ZM254 117V118H253ZM7 118V119H6ZM8 118H10V119H12L11 121H10V119H8ZM15 120H14V119ZM26 118H29L32 122H33V120H34V122H33V125H32V122L30 123V121L27 119L26 120ZM35 118H36V120H37V122L38 123H40L39 125L37 124V122H36V120H35ZM41 118H42V121H40L41 120ZM55 118H56V122H55ZM19 119H21V121L23 120V119H25V120H23L22 121V123H21V121H19ZM46 119L49 121H46ZM50 119H52V120H50ZM245 121H244V120ZM252 119V120H251ZM14 120V121H13ZM251 120V121H250ZM256 120V119H255ZM14 122V124H13V122ZM16 121H17V123H16ZM18 121L20 122V123H18ZM52 121H54V122H52ZM61 121V122H60ZM243 121H244V123H243ZM248 121V122H247ZM12 122V123H11ZM27 124L28 122L30 123V126L32 127V132H33V129H34V127H36L37 126V128L38 127H40V128H35L34 130H35V133H34V136H33V133L31 132V127L30 126H28L29 125V123L26 125V129H27V131H29L28 133L30 134V136L28 135V133L26 134L27 135V138L26 139H23V136H26V135H21V138H20V135H19V133H21V131H23V130H21V127H22V129H24V130H26L25 129V124ZM27 122V123H26ZM41 122H47L46 124L45 123H42L41 124ZM246 122V123H245ZM252 122L253 124H254V122H255V124L253 125L252 123L250 124V123ZM6 123V124H5ZM8 123V124H7ZM53 123V124H52ZM58 123V124H57ZM208 123V124H209ZM17 124V125H16ZM20 124H21V126H20ZM37 124V125H36ZM61 124V125H60ZM244 124V125H243ZM22 125H24V127L22 126ZM36 125V126H35ZM43 126V128L44 127H46V128H44L43 130H44V135H42V134H39L38 132H40V130H42V127L41 126ZM60 127H59V126ZM198 125H201V126H198ZM246 125H248V126H246ZM13 126H19V128L17 127V129L15 128H13ZM197 126H198V128H199V131H198V134H200L201 132L203 133H201L200 134V136L199 135H197L198 136V138H199V140H198V138H197V147H199V148H201V146H202V143H200V142H203V140L204 141H207L208 139L207 138H204L203 139V137H205V136H202V135H204V133L206 132V130L205 129H203V123H202V121H201V123H199V121H198V124H197ZM213 126V125H212ZM251 126V127H250ZM253 126V127H252ZM29 127V128H28ZM250 127V128H249ZM9 129V130H8ZM11 129V130H10ZM247 129V130H246ZM8 130V131H7ZM13 130V131H12ZM15 130H18V131H20L19 133H17ZM42 130V131H43ZM63 130V131H62ZM66 130H67V132L70 130V134H72V136L73 137H76L77 139H74L69 133H67L66 132ZM201 130V131H200ZM10 131H12V133H10ZM42 131L40 132V133H42ZM55 131H57V132H55ZM63 133H62V132ZM205 131V132H204ZM8 132V133H7ZM14 132V133H13ZM15 132H16V134H15ZM24 132H26V131H24ZM72 132V133H71ZM230 132V131H229ZM246 132V133H245ZM23 133V132H22ZM21 133V134H22ZM37 133L39 134V136H37ZM59 133V134H58ZM65 134V137L63 138L64 139V141H65V138H66V140L68 139V136H69V141L67 140L66 141V144H67V142H68V146H69V150H68V154H67V151L66 152H63V149H62V151H61V149H59L60 147L59 146H62V144L63 143H60L61 141V138L63 137V135ZM76 133V135L74 136L73 134H75ZM230 133H232V132H230ZM251 133H253V134H251ZM2 134V135H1ZM6 134H8V135H6ZM13 134L16 136V137H14L13 136ZM24 134V133H23ZM55 135L56 136V134H57V136L56 137H52L53 135ZM250 134V135H249ZM10 135V136H9ZM17 135H18V137H17ZM43 136V139H38V137L40 138H42V136ZM52 135V136H51ZM60 135H62V136H60ZM68 135V136H67ZM80 135V136H79ZM45 136V137H44ZM59 136L61 137V138H59ZM83 136V137H82ZM30 137L32 138V139H30ZM71 137H72V140H71ZM29 138V139H28ZM120 138V137H119ZM124 139H125V137H123ZM201 138L203 139V140H201ZM7 139V140H6ZM16 139H18V140H16ZM45 139V140H44ZM56 139V140H55ZM58 139V140H57ZM73 139H74V141L76 142H73ZM89 139V138H88ZM116 139V140H115ZM22 142H21V141ZM26 141V143H25V141ZM30 140V141H29ZM42 140V141H41ZM44 140V141H43ZM47 140H49V141H51L50 143H49V141H47ZM73 142L72 144H71V141ZM82 140H84L85 142L82 144ZM28 141H29V143H28ZM56 141H59V142H56ZM87 141V142H86ZM37 142H40V143H37ZM112 142H114V143H112ZM12 143V144H11ZM28 143V144H27ZM51 143H53L52 145H50ZM70 143V144H69ZM88 143V145H89V143H90V145L89 146H92V147H89V148H86V147H88V145H86V144ZM115 143H116V145H115ZM209 143H210V141H209ZM44 144V145H43ZM56 144V145H55ZM65 144V143H64ZM74 144H76V146L74 145ZM107 146H106V145ZM19 145H20V147H19ZM23 146V148L22 149H24V147L26 148H28V149H30V147H31V149L33 148V150L35 151L36 150V152H34L33 150L31 151V149L30 150H28L27 148V150H22V149H20L22 146ZM55 145V146H54ZM112 145V147H113V145H114V147H115V150H114V148H112V147H110ZM122 148L121 150H116V147H117V149H119L118 147L119 146ZM210 145H211V143H210ZM209 145V146H210ZM73 146H75V147H73ZM78 146V147H77ZM95 148H94V147ZM212 146V145H211ZM5 147V148H4ZM18 147V148H17ZM46 147V148H45ZM55 147V148H54ZM109 147V148H108ZM203 147V146H202ZM36 148V149H35ZM53 148V149H52ZM57 148V149H56ZM72 148H74L73 150H71ZM85 148V149H84ZM103 148V149H102ZM108 148V149H107ZM110 148H112L111 150H113V151H111V150H109ZM20 149V150H19ZM45 150V151H43V150ZM93 149V150H92ZM105 149H107L108 150V152L105 150ZM56 150V151H55ZM58 150V151H57ZM100 150V151H99ZM104 150V151H103ZM163 150V149H162ZM39 151H40V153H39ZM47 151V152H46ZM51 151V153L50 154H47L48 152H50ZM70 151H73V152H70ZM76 151H78V153H76L77 155H78V157H84L83 155H85V153H86V155H88L87 153H89V155L88 156H90L89 158L90 159H88V156H86L85 155V157L83 158V159H81V161H79L80 159L79 158H76V156L77 155H75V152ZM80 151V152H79ZM86 151V152H85ZM102 151V152H101ZM110 151V152H109ZM115 151V152H114ZM62 152V153H61ZM90 152H91V154H90ZM98 152H100V157H98L99 156V154L97 155V153ZM105 152V153H104ZM113 154H112V153ZM39 153V154H38ZM43 153V154H42ZM46 153V154H45ZM55 153V154H54ZM57 153H59V154H57ZM62 154V157L64 156H66L67 155V158L65 157H63V158H61V154ZM70 153H72V154H70ZM94 153L97 155V157L94 155ZM102 153V154H101ZM107 153H108V155L109 154H112V155H114L115 156V158L114 157H112V159H108L107 157H106V155H107ZM162 153H163V151H162ZM217 153V152H216ZM215 153V151L213 152V153H211L214 157H210L209 158V160H210V162H213V160H214V162L215 161H217V160H215V158L216 157H222V156H224L225 157V154L224 153H222V154H216ZM218 153H220V152H218ZM34 154V155H33ZM41 154H42V156H41ZM54 154V155H53ZM83 154V155H82ZM104 154H106V155H104ZM120 154V155H119ZM130 154H132V155H130ZM15 155V156H14ZM25 155V156H24ZM45 155H47L46 157H45ZM51 155H52V157H51ZM55 155H57V157L55 156ZM72 155H74L73 157H72ZM93 155V157L95 156L96 158H94L93 159V157H91ZM103 155H104V157H103ZM211 155V156H212ZM221 155V156H220ZM10 156V157H9ZM14 156V157H13ZM39 156V157H38ZM227 156H229V157H227ZM38 157V158H37ZM43 157V158H42ZM59 157H60V159H59ZM69 157H71L70 159H72V160H70L69 159ZM102 157V158H101ZM106 157V158H105ZM111 157V156H110ZM126 159H125V158ZM224 157H222L221 159L223 160V162L221 163V162H219L220 161V159L218 158V161L216 162L217 164H214V162L212 163L213 165H216L217 166V171L216 170H214V171H216L215 172V175H218V176H221L223 179H225V180H227V178H228V175L230 174L231 176H234V178L233 179H231V177H230V179H231V181H230V179H229V184L231 185H226L227 183H228V180L227 181H223V179H221L220 180V182H219V184H220V186L222 185V187L224 188V189H227V186H228V189L230 188V187H232V186H234V184L233 183H235V181H236V183H235V185L237 186H234L235 188V191H234V189H233V187H232V191H234L233 193H231V194H229L228 196L227 195H224L223 194V192L222 191H219V192H217V186L216 187H214V185L216 184H218V182L217 183H215V184H213V187H212V189H214L216 192H214V198H213V206L212 207H223V208H225L224 210H225V212H226V214H223L222 215V217L223 218H226L228 215H229V213H227L228 211L229 212H231V213H233L234 215L235 214H237L236 213V211H238V210H241L240 208H241V202L242 201H244V200H247V199H251L252 197H251V195L253 194V193H251V191H254V190H259V191H261L260 193L259 192H256V193H258V194H264V188H262V187H255L254 186V184L255 183H252V181L251 180H248V179H245V181H244V179L242 178V180H240L239 179V177L237 176H235V174H237V175H251L249 172H247V168H248V166H247V164H249V162L247 163V161H244V159H241V158H239L240 160H242L241 162H239L238 160V157H241V156H233L232 155V157H234L233 158V160H232V164L233 165H231L230 164V162L228 161V160H225L226 158H224ZM226 157L227 158H231L230 157V155H227L226 154ZM236 157H237V159H236ZM48 158H50V159H48ZM53 158V160H51ZM56 158H58V159H56ZM104 158V159H103ZM212 158H213V160H212ZM74 159H76L75 161H74ZM77 159H79L78 160V163H77ZM92 159V160H91ZM133 159L135 160L136 158L135 157H133ZM217 159V158H216ZM232 159V158H231ZM234 159H235V163L236 164H239V165H236L235 163H233V161H234ZM90 160V163H91V166H90V164L88 163V162H86V161H89ZM94 160V161H93ZM108 160V161H107ZM209 160H208V165H209ZM221 160V161H222ZM245 160H247V159H245ZM46 161V162H45ZM49 161V162H48ZM102 161V162H101ZM107 163H106V162ZM110 161V162H109ZM227 161L229 162L228 164H227ZM236 161H238V163L236 162ZM253 161H256V160H251V162H253ZM11 162V163H10ZM81 162V163H80ZM84 162V163H83ZM97 162V164L95 165L94 163H96ZM113 162V163H112ZM242 162H244V164H241ZM13 163V164H12ZM94 164V166H93V164ZM127 163V164H126ZM247 163V164H246ZM12 164V165H11ZM57 164H59V165H57ZM76 164V165H75ZM84 164V165H83ZM86 164V165H85ZM106 164V165H105ZM225 167L226 165L228 166V165H230L229 166V168L230 167H232V168H223L222 170H224V169H226V170H224L226 173H227V176H226V173H224V171H222L221 170V168H219V167H223L222 165ZM9 165V166H8ZM71 165V166H70ZM218 165H220V166H218ZM244 166V167H247V168H244V167H242V166ZM44 168V167H46L47 168V170H45V172H46V174H47V176H46V178H48V179H52V180H54L58 175H59V173H60V171L61 172H63L64 170L65 171H69V170H71V171H69V172H72V173H74V174H77V180L75 181V182H72V183H70L69 185H65V187H62L61 185H58V186H61L60 187V192L63 194V197H64V195H65V197L67 198H65L64 197V200L66 199V201L64 202L63 201V199L61 198L60 200L59 199H56V196L54 197L55 198V200L56 201H54V198H52V195L51 196H49V198H44L47 194H49L48 192H59L58 190H56V189H59V187L57 188V187H44V189H43V187H40V186H37L38 184H36V182L38 181V183L40 182V180H37V181H35L36 179L35 178H37V176H35L36 175V172H37V169H38V172H41V168ZM94 167V168H93ZM233 167H235V168H233ZM240 169H239V168ZM10 168V169H9ZM61 168V169H60ZM69 168V169H68ZM78 168V169H77ZM237 168V169H236ZM9 169V170H8ZM45 169V168H44ZM237 170L236 171V173H235V171H234V173H233V170ZM239 169V170H238ZM241 169H244V170H241ZM106 170H107V172H106ZM123 170V171H122ZM82 172L81 174H79L80 172ZM230 171H232V174H231V172ZM241 171H242V173H241ZM244 171H246V172H244ZM44 172V173H45ZM59 172V173H58ZM111 173V175L113 174V178L111 179V175L109 174L108 175V173ZM230 172V173H229ZM239 172H240V174H239ZM243 172H244V174H243ZM4 173V174H3ZM217 173V174H216ZM223 173V174H222ZM31 174V175H30ZM35 174V175H34ZM120 174H121V176H120ZM132 174V175H131ZM214 174V173H213ZM222 174V175H221ZM37 175H39V174H37ZM225 175V176H224ZM28 176V177H27ZM108 176H110V178H108ZM153 178H152V177ZM150 177H149V175H148V177L150 178V179H155L154 181H156L157 180V177L156 178H154V176L153 175H151ZM213 177H214V175H212ZM27 177V178H26ZM213 177H211V178H213ZM226 177V178H225ZM236 177V178H235ZM81 178V179H80ZM103 178L105 179L104 180V182L106 183L107 182V180H108V182H110V181H112L111 183H109L108 184V182L106 183V186H105V183L103 182ZM106 178H108L107 180H106ZM238 178V179H237ZM257 178V177H256ZM10 179V180H9ZM27 179V180H26ZM109 179H111L110 181H109ZM117 179V180H116ZM119 179H120V182H119ZM236 179V180H235ZM152 180V181H153ZM216 180H217V178H216ZM238 180H240V181H238ZM95 181H97V182H95ZM100 181V182H99ZM237 181L239 182L238 184H237ZM250 181V182H249ZM115 182V183H114ZM119 182V183H118ZM242 182V183H241ZM94 183V184H93ZM97 183V184H96ZM103 183H104V185H103ZM226 183V184H225ZM248 183V184H247ZM250 183H251V185L253 184V186H251L250 185ZM24 184V185H23ZM26 184V185H25ZM225 184V185H224ZM239 184H241V185H239ZM52 185L53 186H55V185H57L56 184V182H52ZM72 185V186H71ZM96 185V186H95ZM225 187H224V186ZM243 185H245V186H243ZM28 186H29V188H31L32 190H33V188H36V190H37V193H38V195H40V198L38 199V201L36 200V201H33L32 199H31V189H29L28 188ZM64 186V185H63ZM69 186V188H67ZM99 186H101V188L99 187ZM200 186V187H199ZM219 186V185H218ZM239 186H240V188H239ZM71 187H72V189H71ZM99 187V188H98ZM104 187V190H102V188ZM107 189H106V188ZM243 187H245V190H244V188ZM249 187H252V189L251 188H249ZM253 187H254V189H253ZM86 188H90V189H95V188H97V189H95L96 190V193L98 192L99 194L95 197V199L93 200V199H91V198H89L87 195L85 196V194H86ZM169 187H167V189H168ZM216 188V189H215ZM239 188L240 190H237V189ZM259 188V189H258ZM261 188V189H260ZM61 189H63V191L61 190ZM69 191H68V190ZM106 189V190H105ZM199 189H201V185H198V188L196 187V192H197V202H199L200 203V201H199V199H201V197H202V190H199ZM248 189H251V191L250 190H248ZM67 190V191H66ZM84 190H85V192H84ZM108 190V191H107ZM166 190V188L163 190V191H160V196H158V200H159V202H160V205L162 206L163 205V201L165 200V202L166 201H169V199H167L168 197H167V195H168V193L165 191ZM198 190H199V193L201 194H198ZM214 190H211V191H214ZM44 191V192H43ZM158 191V190H157ZM241 191V192H240ZM165 192V193H164ZM208 191H206V192H204L205 194L207 193ZM28 193H29V195H28ZM85 193V194H84ZM108 193V194H107ZM164 193V194H163ZM167 193V194H166ZM217 195H216V194ZM219 193V194H218ZM237 193V194H236ZM70 194V195H69ZM84 194V195H83ZM220 194H222V195H220ZM233 194V195H232ZM255 194V193H254ZM232 195V196H231ZM236 195V196H235ZM222 196V197H221ZM58 197V196H57ZM226 197H227V199H226ZM59 198V197H58ZM165 198V199H164ZM217 198V199H216ZM237 198V199H236ZM263 198V197H262ZM31 199V200H30ZM42 199L44 200L43 202H41L42 201ZM50 199V200H49ZM98 199V200H97ZM163 199V200H162ZM258 199H261V197H258ZM27 200H29V202L27 201ZM47 200V201H46ZM62 200V201H61ZM115 200V201H114ZM122 200V199H121ZM121 200H119L120 202H122ZM227 202H226V201ZM228 200H230V201H234V202H229L228 203ZM240 200V201H239ZM31 201V202H30ZM50 201V202H49ZM223 201V202H222ZM225 201V202H224ZM235 201H237V202H235ZM55 202V203H54ZM93 202V203H92ZM163 202V203H162ZM52 203H54V204H52ZM60 205H59V204ZM119 203V202H118ZM162 203V204H161ZM167 203V202H166ZM221 205H220V204ZM224 203V204H223ZM231 203H236L237 205H235V206H232L231 205ZM43 204V205H42ZM48 204V205H47ZM112 204V205H111ZM168 204V203H167ZM228 204V205H227ZM32 205H38V206H36L35 207V209H31V207H32ZM55 205V206H54ZM224 205V206H223ZM230 205H231V207H230ZM30 206V207H29ZM43 206H47V207H43ZM53 206V207H52ZM57 206L59 207V208H57ZM114 207H115V203H114V205H113ZM112 206V207H113ZM239 208H237V207ZM114 207H113V209L112 208H110V211H109V214H110V216H112L111 218L113 219H111V221L113 222L112 223V225H110V226H116V227H118V220L116 221V215H114L115 214V212L114 211H111V210H114ZM221 207V208H222ZM226 207H228V208H226ZM43 210V213L44 214H42L41 212H42V210ZM55 208H57V209H55ZM221 208H219V209H221ZM29 210V211H27V210ZM32 210V213H31V210ZM37 209V210H36ZM216 209V208H215ZM39 210V211H38ZM45 210V211H44ZM48 210H50V211H48ZM56 210H58V213L56 212ZM218 209H216V211L214 212L216 215H214V213L211 215V216H209L206 220H205V218L204 217H201V216H197V221H196V224H197V227L199 228L198 229V233H197V237H196V239H195V241H196V243L199 245V246H197V250L195 249V251H194V249H191V251L190 250H188L187 251V253L185 254V253H181V254H175V253H173V252H171L172 253V255L173 256H182V258L183 259H185L184 260V263L183 264H214V257L213 258H211V260H210V257H206V258H204V259H202V262H201V257L202 256H204L203 255V253H201L200 252V249H199V247H202V248H204L205 246H207V248L209 249V248H211V245H209V244H207V243H210V241H208L209 239L206 237V235L204 234L205 232H203L202 233V228L204 229L205 228V225L207 226L208 225V223H211L212 221H214L213 219H211V217L212 218H214V219H217L216 221H217V223L219 224V227H218V224H214V226H217V227H215V229H217V231H221V230H224V229H222V228H224L225 227V229L227 228V226H228V224H227V221H222V220H219L218 219V211H217ZM231 210V211H230ZM236 210V211H235ZM41 211V212H40ZM47 211V213L49 214H47V216H45V212ZM59 211H60V213H59ZM128 212V208L127 209H124V212ZM28 213V214H27ZM55 213V214H54ZM27 214V215H26ZM40 214V215H39ZM23 215V216H22ZM32 215H34V216H36L35 218H34V221H32V219H30V217L32 216ZM126 215H128L129 216V213L128 214H126ZM167 215V214H166ZM226 215V216H225ZM233 215V216H234ZM38 216H39V219H38ZM59 216H60V218H59ZM114 216H115V218H114ZM168 216V215H167ZM167 216H165V218L164 219H161V218H159V217H156L155 218V220H157V222H161L160 223V225L159 226H157L156 224H155V226L157 227L155 230H158V231H156L155 232V230H153V235H152V237H150L151 235H149V238H148V236H147V243L149 244H153V242L154 241H156L157 242V244L159 245L160 243H161V238H160V236L159 235H161L160 233H162L163 232V230H162V228H163V226H164V224H166V220H167ZM215 216V217H214ZM217 216V217H216ZM24 217V218H23ZM55 218L54 220L52 219V218ZM37 218V219H36ZM44 218V219H43ZM51 218V219H50ZM29 219V220H28ZM43 219V220H42ZM61 221H60V220ZM166 219V220H165ZM38 220V221H37ZM46 220V221H45ZM58 222H57V221ZM96 222V224L93 222ZM210 220H211V222H210ZM26 221V223L29 225V227H31L30 228V231H28L27 230V232H26V230L23 228V226H22V222H25ZM41 221V222H40ZM43 221V222H42ZM55 221V222H54ZM98 221H100V222H98ZM166 221V222H165ZM219 221V222H218ZM36 222V223H35ZM38 222V223H37ZM45 222V223H44ZM46 222H47V224H46ZM53 224H52V223ZM78 222V223H77ZM79 222L81 223V225L82 226H80L79 225ZM91 222V223H90ZM117 222V223H116ZM164 222V223H163ZM205 222V223H204ZM225 222V223H224ZM54 223H56V224H58V225H60V226H58V227H56L55 225H54ZM204 223V224H203ZM207 223V224H206ZM161 224H163V226L161 225ZM201 224H202V226H201ZM220 224H221V226H220ZM225 224H227L226 226H224ZM54 225V226H53ZM78 225V226H77ZM203 225H204V227H203ZM222 225H223V227H222ZM8 227V228H7ZM60 227V228H59ZM76 227H77V229H76ZM81 227V228H80ZM83 227V228H82ZM162 227V228H161ZM221 227V228H220ZM58 228V229H57ZM85 228H86V230H85ZM92 228V229H91ZM161 228V229H160ZM232 228V227H231ZM10 229H11V231H10ZM80 229V231H82V233L84 234L83 235V241H84V246H80L81 245V241H79V240H81V237H78L80 234L78 233L79 231H77V230H79ZM234 228H232V230L231 231H235L236 229H234ZM100 230V231H99ZM110 230V229H109ZM112 230V229H111ZM205 230V229H204ZM89 231V232H88ZM21 232V233H20ZM77 232V233H76ZM25 233H26V235H25ZM96 233H97V235H96ZM155 233H156V235H155ZM76 234L78 235V236H76ZM108 234V233H107ZM106 234V235H107ZM202 234H204V235H202ZM215 234V233H214ZM95 235V236H94ZM158 235V236H157ZM227 235V237H225ZM73 236H76V238H73ZM92 236V237H91ZM154 236V237H153ZM157 236V237H156ZM225 238L224 237H222V238H224V241H222V243L223 242H225V243H227V242H229L231 239H233V237H230V239H226V238H229V234H225ZM154 238V239H153ZM204 238V239H203ZM207 238V239H206ZM79 239V240H78ZM152 239V240H151ZM227 241H226V240ZM78 240V241H77ZM86 240V241H85ZM91 240H93V241H95V245L93 246V247H91V246H89V241H91ZM72 241V242H71ZM75 241V242H74ZM158 241H159V243H158ZM79 242H80V244H79ZM74 243H76V245H78V248H76L75 249V244ZM211 244V243H210ZM210 246V247H209ZM165 250H166V247H165ZM191 253H190V252ZM194 251V252H193ZM198 252V253H197ZM167 253H169V255H165V256H167V257H165L164 256V260H162V262H160V264H170V263H172L173 261H174V259H170V255H171V253L168 251V249L166 250V254ZM31 254V255H30ZM200 254H201V256H200ZM205 254V253H204ZM115 255V256H114ZM185 255V256H184ZM169 256V257H168ZM185 257V258H184ZM197 257H198V259H197ZM113 261H112V260ZM115 259V260H114ZM170 259V260H169ZM77 260V263L75 262ZM167 260H168V262H167ZM171 260H173V261H171ZM192 260V261H191ZM196 260H197V262H196ZM204 260H205V262H204ZM207 260V261H206ZM187 261V262H186ZM198 261H199V263H198ZM73 262V263H72ZM164 262V263H163ZM170 262V263H169ZM186 262V263H185ZM194 262V263H193ZM196 262V263H195ZM201 262V263H200ZM120 263V262H119ZM150 264H158L157 262H155V261H150L149 262ZM120 264H124V263H120Z\"/></svg>",
  "mask_w": 264,
  "mask_h": 264
}]
</instances>
